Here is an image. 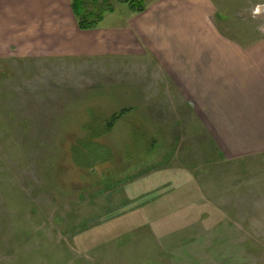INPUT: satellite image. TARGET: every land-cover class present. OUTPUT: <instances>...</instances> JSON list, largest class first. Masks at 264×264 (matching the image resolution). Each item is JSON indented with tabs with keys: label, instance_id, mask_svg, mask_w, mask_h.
I'll return each instance as SVG.
<instances>
[{
	"label": "rangeland",
	"instance_id": "1",
	"mask_svg": "<svg viewBox=\"0 0 264 264\" xmlns=\"http://www.w3.org/2000/svg\"><path fill=\"white\" fill-rule=\"evenodd\" d=\"M214 21L264 39V0H215ZM80 62L0 59V264H264V150H226L125 65Z\"/></svg>",
	"mask_w": 264,
	"mask_h": 264
},
{
	"label": "crops",
	"instance_id": "2",
	"mask_svg": "<svg viewBox=\"0 0 264 264\" xmlns=\"http://www.w3.org/2000/svg\"><path fill=\"white\" fill-rule=\"evenodd\" d=\"M143 1L142 12L117 20L109 12L82 29L72 0H0V59L125 65L200 116L226 150H264V39L247 45L225 35L215 0Z\"/></svg>",
	"mask_w": 264,
	"mask_h": 264
},
{
	"label": "trees",
	"instance_id": "3",
	"mask_svg": "<svg viewBox=\"0 0 264 264\" xmlns=\"http://www.w3.org/2000/svg\"><path fill=\"white\" fill-rule=\"evenodd\" d=\"M124 2H127L130 6L131 9L134 12H142L145 10L146 5L144 3L143 0H123ZM72 7L74 10V13L78 19V23L80 28L82 29H94L97 28L100 23L103 21L105 14L109 13V12H113L114 11V7L113 5L107 3L105 0L101 1V0H72ZM116 118V116L114 117V119ZM113 123V120L111 121H107L106 122V126L108 128L111 129V125ZM99 126V129L97 128L96 130H94L92 128V126H94V124H92V126H87V130L89 132H91L92 134H100V132H102V129L100 128V124L97 123ZM97 127V126H95ZM91 130V131H90ZM94 146V145H92ZM95 151L97 153H99V157L97 158V160L95 159V161H100V162H107L110 160V156L112 155H102L106 152V150L103 148H100L99 146H95ZM94 151V152H95ZM75 163L78 164V157L77 155L75 156ZM99 159V160H98ZM94 159H92V166H87V167H91L93 168L96 164L95 161H93ZM99 163V162H98Z\"/></svg>",
	"mask_w": 264,
	"mask_h": 264
}]
</instances>
